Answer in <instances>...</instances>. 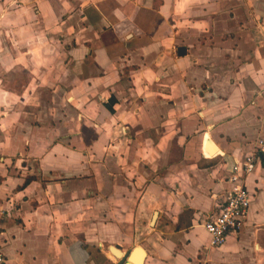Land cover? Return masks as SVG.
I'll list each match as a JSON object with an SVG mask.
<instances>
[{
  "label": "crops",
  "instance_id": "1",
  "mask_svg": "<svg viewBox=\"0 0 264 264\" xmlns=\"http://www.w3.org/2000/svg\"><path fill=\"white\" fill-rule=\"evenodd\" d=\"M6 6L3 264H264V159L241 232L212 248L203 227L264 141V0Z\"/></svg>",
  "mask_w": 264,
  "mask_h": 264
},
{
  "label": "built area",
  "instance_id": "2",
  "mask_svg": "<svg viewBox=\"0 0 264 264\" xmlns=\"http://www.w3.org/2000/svg\"><path fill=\"white\" fill-rule=\"evenodd\" d=\"M17 5L19 0H8ZM264 159V141H259L257 148L229 167L228 189L216 206L217 212L210 216L203 227L210 237V246L218 248L227 242L230 234L240 233L248 217L252 197L247 187V180L253 174L260 159ZM4 258L0 253V264Z\"/></svg>",
  "mask_w": 264,
  "mask_h": 264
},
{
  "label": "water",
  "instance_id": "3",
  "mask_svg": "<svg viewBox=\"0 0 264 264\" xmlns=\"http://www.w3.org/2000/svg\"><path fill=\"white\" fill-rule=\"evenodd\" d=\"M180 51H182V56L183 55H185L186 54V50H185V48H181V50ZM155 217H156V215H155ZM154 217V218H155ZM116 249L117 250H120V246H116ZM138 251L139 252H141V257L139 258V259H133V256H132V254H124V255H122L121 253H119V252H117L116 254H115V256H116V258H118L120 261H119V264H127L128 262H127V260H133V261H136V264H143V257H144V255H145V253H144V251L141 249V248H138Z\"/></svg>",
  "mask_w": 264,
  "mask_h": 264
},
{
  "label": "rangeland",
  "instance_id": "4",
  "mask_svg": "<svg viewBox=\"0 0 264 264\" xmlns=\"http://www.w3.org/2000/svg\"><path fill=\"white\" fill-rule=\"evenodd\" d=\"M6 1H7V6H6L7 11H9L10 9L12 10L15 7H17V5H11V4H9V1L8 0H6ZM6 79H7V82H9L10 87L12 89H17V75H10V76L6 77ZM5 133L6 132H1V130H0V141L3 140V138L5 136Z\"/></svg>",
  "mask_w": 264,
  "mask_h": 264
},
{
  "label": "trees",
  "instance_id": "5",
  "mask_svg": "<svg viewBox=\"0 0 264 264\" xmlns=\"http://www.w3.org/2000/svg\"><path fill=\"white\" fill-rule=\"evenodd\" d=\"M29 183H30V179H27L26 182H25V184H24V186L25 185H28Z\"/></svg>",
  "mask_w": 264,
  "mask_h": 264
},
{
  "label": "bare ground",
  "instance_id": "6",
  "mask_svg": "<svg viewBox=\"0 0 264 264\" xmlns=\"http://www.w3.org/2000/svg\"><path fill=\"white\" fill-rule=\"evenodd\" d=\"M208 151H209L210 154H213V151H211L210 149H208Z\"/></svg>",
  "mask_w": 264,
  "mask_h": 264
}]
</instances>
